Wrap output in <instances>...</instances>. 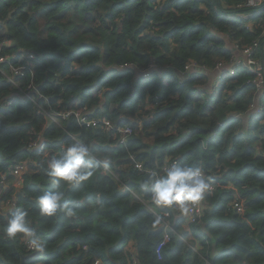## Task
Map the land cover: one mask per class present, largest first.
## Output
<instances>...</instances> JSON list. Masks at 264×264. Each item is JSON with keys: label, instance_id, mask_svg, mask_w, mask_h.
Returning <instances> with one entry per match:
<instances>
[{"label": "trees", "instance_id": "obj_1", "mask_svg": "<svg viewBox=\"0 0 264 264\" xmlns=\"http://www.w3.org/2000/svg\"><path fill=\"white\" fill-rule=\"evenodd\" d=\"M255 10L247 0H0V58H9L0 62V188L3 176L18 181L13 166L29 164L20 189L0 200V264H264V84L244 64L247 49L264 62V11L245 17ZM74 102L117 126L146 109L143 134L131 126L120 146L115 131L74 115L62 126L50 122L48 113L77 110ZM71 135L110 167L64 188L76 216L41 217L36 197L51 187L44 167L76 141ZM167 157L201 167L215 186L188 228L165 208L197 252L172 234L159 254L163 224L153 227L156 215L126 188L148 198L141 185L150 173L129 164L161 172ZM16 207L29 212L43 253L4 234Z\"/></svg>", "mask_w": 264, "mask_h": 264}, {"label": "clouds", "instance_id": "obj_2", "mask_svg": "<svg viewBox=\"0 0 264 264\" xmlns=\"http://www.w3.org/2000/svg\"><path fill=\"white\" fill-rule=\"evenodd\" d=\"M149 75L144 76L148 78ZM109 167L110 161L97 159L92 145L87 141L78 140L68 143L58 155L48 159L44 167L51 187L36 197L39 216L63 215L65 218L76 216V207L72 201L66 199L64 188L82 187L84 182L92 178L99 169ZM141 187L150 194L156 207H174L182 214H187L204 199L210 182L201 167L173 162L162 172L152 171ZM164 222L163 216H156L152 226L157 227ZM3 230L10 240L22 239L34 251L39 253L45 251L42 235L29 219V212L23 208H15L7 218Z\"/></svg>", "mask_w": 264, "mask_h": 264}, {"label": "built area", "instance_id": "obj_3", "mask_svg": "<svg viewBox=\"0 0 264 264\" xmlns=\"http://www.w3.org/2000/svg\"><path fill=\"white\" fill-rule=\"evenodd\" d=\"M247 6L256 8V10L249 12L247 15H245V17L246 18H247V16L253 17L256 14L257 10L264 11V0H247ZM244 52H245V54H247L246 63H244V64L248 68H250V70L253 73H255V74L258 73L259 78H260L259 84H260V86L263 85L264 79L262 76V71H263V67H264V62L261 66H259L258 62H259L260 58L258 56H255L256 59H254V57H252V50L251 49H247ZM3 61H4V58H0V62H3ZM187 68L189 69V66ZM18 71L19 70H17V72ZM230 73L232 75H234L235 71L231 70ZM26 96L29 97V95H26ZM33 100H35V99H33ZM42 110L47 113V111L45 109L42 108ZM73 115L77 117L80 124L86 125L87 127L103 128L106 130L115 131L117 135H120L119 142L122 145H127L130 137L134 133L132 127H130V126H117L114 122L107 119L106 117L89 118L87 116V114L82 109H77V110L76 109L75 110L74 109H68L66 111H60L58 113H52V114L48 113L47 117L50 120V122L54 123L57 126H62L63 122L69 120ZM71 136L76 141H78L75 136H73V135H71ZM40 146H41L40 143L36 142V143H34V145L31 148L36 149V148H39ZM173 162H178V161L175 159H171L170 161H168L166 164L163 165L162 171L166 167L171 165ZM26 166H27L26 162L18 163V165L13 166V168L11 169L12 175H14L18 181L23 176ZM133 166L142 172H148V173H151L152 171L158 172L156 169L146 170L143 167L144 165L142 163L135 162V160L133 161ZM112 173L115 174L114 172H112ZM2 179H3V181L7 180V176H3ZM126 188L128 190L132 191L129 187H126ZM209 190H211V191L215 190V186L210 185ZM132 192L134 193V195L136 196V198L138 200L144 202L147 205L148 209L152 213H154L156 216H163L165 219V222L162 223L163 224L162 226H163L164 231H165V236H164L162 243L160 244V247L158 250L159 254L162 253V250L165 247V245L171 240L172 234L180 236L186 243L189 244V240L187 238H185L184 236H182L181 233L177 230L176 224L171 222V219H170V217L172 215L171 212H169L165 208L156 207L151 200L150 194H149L148 198H144L143 195L137 194L134 191H132ZM13 203H11V201H8L6 204L8 206H10ZM233 205L234 206L231 205L232 208H234V207L240 208L241 207V205L237 202L233 203ZM203 208H204V199L202 201H200L197 205H195L189 213L184 214V225L186 227H188L190 224L198 223L203 216V210H204ZM28 250L34 251L29 246H28ZM134 262H135L134 264H138L136 260ZM96 264H100V260H97Z\"/></svg>", "mask_w": 264, "mask_h": 264}, {"label": "rangeland", "instance_id": "obj_4", "mask_svg": "<svg viewBox=\"0 0 264 264\" xmlns=\"http://www.w3.org/2000/svg\"><path fill=\"white\" fill-rule=\"evenodd\" d=\"M254 17H249L247 16L246 19H252ZM41 22L42 23H46L45 19H41ZM96 23H97V20H96V17H95V14H92L91 17L88 19V24L91 25L90 27L94 28L96 26ZM78 25H79V32L82 34V36L84 38H86L87 40L86 41H91L92 40V36L90 34H88L89 32H87L86 30V27L83 25L82 21H78ZM79 57V55H78ZM9 58L5 57L4 58V61L7 60ZM215 59L216 57H214V62H215ZM11 64V62H10ZM17 70H19L18 67H14L13 68V72H17ZM5 76H7V78L9 79L11 85L16 88L18 91H20L22 94H26L28 93L29 91V87L27 86H23L19 81H16L15 79H13V77L5 72ZM73 107L77 108V109H82L86 114H93V112L89 109H86V107L84 106H81V104L78 102V103H74L73 104ZM147 112H146V109H142L139 111L138 113V118H135L134 120V123L135 124H139L141 125V123H137V121H141L140 120V117H143L144 115H146ZM142 122V121H141ZM25 170H29V164H27V166L25 167ZM15 179L13 180H10V182L7 180H4V188L1 186L0 188V200H2L5 196L9 195L11 192H13V194H15L19 189H20V185H19V181L17 182H14ZM10 205V204H9ZM13 205H15V202L13 204H11L9 207L11 208ZM185 228H188L185 226ZM189 245L194 249V251L197 252V249H196V246L194 245V243L192 241L189 240Z\"/></svg>", "mask_w": 264, "mask_h": 264}, {"label": "crops", "instance_id": "obj_5", "mask_svg": "<svg viewBox=\"0 0 264 264\" xmlns=\"http://www.w3.org/2000/svg\"><path fill=\"white\" fill-rule=\"evenodd\" d=\"M74 103H78V102H74ZM139 116L137 115V116H135V117H132L131 119H130V121H134L135 120V118H138ZM141 118V117H140ZM141 120V119H140ZM116 121V120H115ZM137 123H141L140 121H137ZM48 124H49V122H47L46 123V125L44 126V127H47L48 126ZM125 125H127V126H132V127H134L136 130H137V134H139V135H141L142 136V134H143V124L141 123V125H139V124H135L134 122L132 123V124H125ZM144 136V135H143ZM144 139V138H143ZM145 141V140H144ZM120 146H124V145H122V144H120V142L118 143ZM170 159H171V157H167L165 160H163V161H161L160 162V165L162 166L163 164H165V163H167L168 161H170ZM129 165H132L133 166V163L132 164H129ZM129 165H121L120 167L121 168H123V169H125V168H127V167H129ZM132 192V191H131ZM133 193V192H132ZM134 194V193H133ZM136 197V196H135ZM206 205V203H204V206ZM150 211V210H149ZM176 212H177V215H176V217H175V220L177 221V220H180V219H182L183 221H184V214H182V213H180L178 210H175ZM174 211V212H175ZM171 222L172 223H174V224H176L173 220H171ZM185 226V225H184ZM131 248H130V251H131V253H133V252H135V248L133 247V243H131ZM132 249V250H131Z\"/></svg>", "mask_w": 264, "mask_h": 264}, {"label": "water", "instance_id": "obj_6", "mask_svg": "<svg viewBox=\"0 0 264 264\" xmlns=\"http://www.w3.org/2000/svg\"><path fill=\"white\" fill-rule=\"evenodd\" d=\"M182 76L181 77H183V78H188V76L190 75L189 73H183V74H181Z\"/></svg>", "mask_w": 264, "mask_h": 264}]
</instances>
